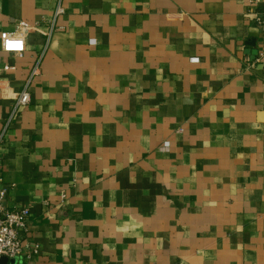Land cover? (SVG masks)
Here are the masks:
<instances>
[{"label": "crops", "instance_id": "1", "mask_svg": "<svg viewBox=\"0 0 264 264\" xmlns=\"http://www.w3.org/2000/svg\"><path fill=\"white\" fill-rule=\"evenodd\" d=\"M57 3L0 0V134L42 56L0 146L29 264H264V0H62L47 44Z\"/></svg>", "mask_w": 264, "mask_h": 264}, {"label": "built area", "instance_id": "2", "mask_svg": "<svg viewBox=\"0 0 264 264\" xmlns=\"http://www.w3.org/2000/svg\"><path fill=\"white\" fill-rule=\"evenodd\" d=\"M259 0H247L250 8L253 10L256 8ZM64 7L62 0H58L56 9L54 11L53 18L50 23V28L47 33V44L51 38V35L55 30H57V20L60 15L64 13ZM256 19L260 31L264 34V12H256ZM18 29L8 34L7 38H15L16 34L21 32V30H26L28 32L31 28H37V24L30 25L27 22H20ZM5 37L2 38V50L12 56H22L26 50V45L22 51H6L3 47ZM48 45H46L47 47ZM263 56V55H262ZM42 56L37 60L34 67L32 68L27 81L15 99L12 110L6 120V125L4 132L9 128L12 121L18 116L20 111L28 106L31 102L30 86L34 78L40 72ZM14 70V67L9 65H4L0 68V74ZM0 134V146L4 142L5 133ZM170 143L165 141L161 146V150L166 151L169 149ZM9 187L4 185L3 180L0 176V262L3 258L7 259V263L16 260V264H29V261L36 255L40 253V248L36 244L27 245L25 243V236L28 234V223L30 220V211L27 208H8L6 206V200L8 197ZM65 198V196H62Z\"/></svg>", "mask_w": 264, "mask_h": 264}, {"label": "clouds", "instance_id": "3", "mask_svg": "<svg viewBox=\"0 0 264 264\" xmlns=\"http://www.w3.org/2000/svg\"><path fill=\"white\" fill-rule=\"evenodd\" d=\"M5 39H4V44L3 47L6 51H22L24 49L25 45V39L27 32L26 30H21V32L17 33L15 38H7L8 34L5 33L3 34ZM91 43H95L96 41H90Z\"/></svg>", "mask_w": 264, "mask_h": 264}, {"label": "water", "instance_id": "4", "mask_svg": "<svg viewBox=\"0 0 264 264\" xmlns=\"http://www.w3.org/2000/svg\"><path fill=\"white\" fill-rule=\"evenodd\" d=\"M7 263V259L6 258H3L0 262V264H6ZM9 264H16V260H12L9 262Z\"/></svg>", "mask_w": 264, "mask_h": 264}]
</instances>
